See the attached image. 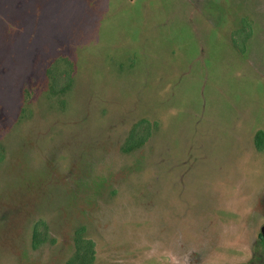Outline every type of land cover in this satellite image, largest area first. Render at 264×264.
I'll return each mask as SVG.
<instances>
[{
    "label": "rangeland",
    "instance_id": "1",
    "mask_svg": "<svg viewBox=\"0 0 264 264\" xmlns=\"http://www.w3.org/2000/svg\"><path fill=\"white\" fill-rule=\"evenodd\" d=\"M255 128L264 0H0V264H264Z\"/></svg>",
    "mask_w": 264,
    "mask_h": 264
},
{
    "label": "trees",
    "instance_id": "2",
    "mask_svg": "<svg viewBox=\"0 0 264 264\" xmlns=\"http://www.w3.org/2000/svg\"><path fill=\"white\" fill-rule=\"evenodd\" d=\"M247 30V29H244ZM241 31V30H240ZM239 31V32H240ZM239 32H236L237 34ZM236 34H234L233 38ZM251 33H247L245 38H241V41L233 40V45L236 47L237 50H239L241 53L244 52V42L245 39L250 37ZM232 38V39H233ZM67 76L70 77L71 73V64L68 62L67 67ZM156 125V123H150L146 119H142L138 122H136L132 128L130 129L128 138L125 143V149L130 150L137 148L139 146H142L149 136L151 135L152 128ZM254 145L257 151H262L264 149V132L262 130L256 131L254 135ZM1 159V157H0ZM39 225L35 227V230ZM83 229L77 231L76 236L74 238V245L76 248L74 259L66 264H92V261L95 257V251H94V244L90 239L81 238L80 234ZM259 237L261 235L259 234Z\"/></svg>",
    "mask_w": 264,
    "mask_h": 264
},
{
    "label": "crops",
    "instance_id": "3",
    "mask_svg": "<svg viewBox=\"0 0 264 264\" xmlns=\"http://www.w3.org/2000/svg\"><path fill=\"white\" fill-rule=\"evenodd\" d=\"M259 129H253V130H250L249 132H248V138H250V140H252L253 141V143H254V135H255V133H256V131H258ZM255 147V146H254ZM256 152H258L257 150H256V148L254 149ZM262 151H264V150H262ZM262 151L261 152H259V153H262Z\"/></svg>",
    "mask_w": 264,
    "mask_h": 264
},
{
    "label": "water",
    "instance_id": "4",
    "mask_svg": "<svg viewBox=\"0 0 264 264\" xmlns=\"http://www.w3.org/2000/svg\"><path fill=\"white\" fill-rule=\"evenodd\" d=\"M260 235L262 239V244L264 246V224L260 227Z\"/></svg>",
    "mask_w": 264,
    "mask_h": 264
}]
</instances>
